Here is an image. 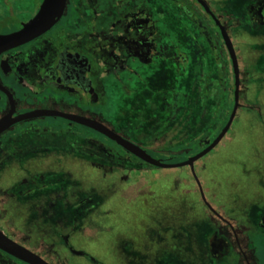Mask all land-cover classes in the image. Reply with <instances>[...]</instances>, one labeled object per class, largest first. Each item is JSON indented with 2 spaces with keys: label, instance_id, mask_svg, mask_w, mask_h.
I'll use <instances>...</instances> for the list:
<instances>
[{
  "label": "flooded vegetation",
  "instance_id": "flooded-vegetation-1",
  "mask_svg": "<svg viewBox=\"0 0 264 264\" xmlns=\"http://www.w3.org/2000/svg\"><path fill=\"white\" fill-rule=\"evenodd\" d=\"M41 3L0 0V36L21 29ZM255 57L264 73V0H66L50 28L0 46V122L5 124L0 130V232L25 247L20 240L32 224L17 230L12 223L32 222V209L45 221H66L63 235L76 224L65 213L52 214L57 188L36 187L26 176L121 175L157 168L177 171L174 184L183 193H195L210 212L209 240L194 238L193 251L188 245L179 248L200 262L183 264H264V207L256 200L251 213L226 219L207 201L209 168L199 163L231 138L230 126L191 169L151 165L80 123L103 125L161 162H184L211 144L232 111L243 107L246 69H240L239 59L245 65ZM106 85L124 96L115 122L105 115ZM98 182L71 187L73 198L81 192L82 202L91 203L88 213L94 209L89 194L103 192ZM39 231L49 233L45 227ZM163 248L168 254L169 247ZM29 250L52 264L44 258H53L52 253ZM0 264L29 263L0 249Z\"/></svg>",
  "mask_w": 264,
  "mask_h": 264
},
{
  "label": "rangeland",
  "instance_id": "rangeland-1",
  "mask_svg": "<svg viewBox=\"0 0 264 264\" xmlns=\"http://www.w3.org/2000/svg\"><path fill=\"white\" fill-rule=\"evenodd\" d=\"M240 61V69H246L242 74L243 107L236 112L227 131L231 138L220 142L199 163L203 166L204 161L209 168L206 176L210 178L213 199L209 194L208 204L217 208L226 219H234L230 216L234 213L237 214L235 218L251 213L256 208V203L252 205L256 200L258 207H264V89L258 91L259 86H264V73L258 66L257 57L253 62L245 60V65ZM105 87L110 95L105 115L115 122L119 112L116 107L124 96L114 85ZM179 177L177 171L157 168L121 175L74 174L73 181L75 178L83 187L85 184L97 185L98 181V185H102L101 196L89 194L94 209L88 213L91 203L82 202L84 194L81 192H76L73 198L71 187L79 184L69 175L26 176L24 179L36 187L57 188L59 194L55 197L57 204L52 214L65 213L64 218L75 219L76 224L70 227V233L63 235L68 228L66 221H45L33 209L29 212L32 222L25 218L12 224L17 230H29L25 227L32 224L30 233L26 235L24 231L23 240H19L40 255L52 253L48 255H54L53 258L44 256L52 264H183L187 260L198 263L199 259L194 260L191 255H186L185 249L180 252L179 248L181 244L188 245L193 251L194 238L200 236L209 240L210 212L208 208V212L205 210L195 193H183L174 184ZM45 178L48 182L43 185ZM24 179L20 182L25 183ZM44 227L49 232L47 236L39 231ZM163 247H169L168 254L162 253Z\"/></svg>",
  "mask_w": 264,
  "mask_h": 264
},
{
  "label": "water",
  "instance_id": "water-1",
  "mask_svg": "<svg viewBox=\"0 0 264 264\" xmlns=\"http://www.w3.org/2000/svg\"><path fill=\"white\" fill-rule=\"evenodd\" d=\"M65 3H66V0H42L39 10L36 12V14L32 18H30L27 22H25L22 25L21 29L11 34H8V35L0 36V46H3V45L6 46V45L14 44V43H20L23 41H27L28 39L44 32L45 30L50 28L56 22V20L61 16ZM232 58H233V53H232ZM234 114H235V109L232 111L228 122L226 123L224 128L221 130V132L218 134V136L204 150L188 158L184 162L175 163V164L164 163L158 159L152 158L145 151H143L140 147L121 138L116 133L112 132L111 130L104 127L103 125H100L96 122H91L85 119H81L80 123L88 125L90 127H93L103 132L110 138L116 140L125 149L131 151L136 156L141 158L143 161L151 165L158 166V167H179L183 165H189L192 169L193 162L197 160L198 158L202 157L204 154H206L210 149H212L220 141V139L223 137L226 130L230 126L231 121L234 117ZM4 126L5 124L0 122V130H2ZM202 198L204 199L203 194H202ZM0 249H2L3 251L11 254L12 256L20 260H23L29 264H50L47 261H45L43 258H41L39 255L33 253L29 249L16 243L15 241L8 238L1 232H0Z\"/></svg>",
  "mask_w": 264,
  "mask_h": 264
}]
</instances>
